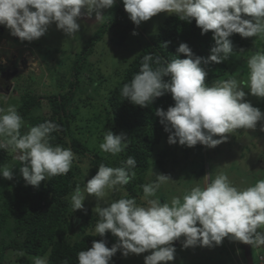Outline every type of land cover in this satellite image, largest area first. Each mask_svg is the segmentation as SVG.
<instances>
[{
  "label": "clouds",
  "instance_id": "1",
  "mask_svg": "<svg viewBox=\"0 0 264 264\" xmlns=\"http://www.w3.org/2000/svg\"><path fill=\"white\" fill-rule=\"evenodd\" d=\"M122 3L136 26L167 13L180 21L195 20L202 35L213 34L209 56L195 55L187 43L179 44L177 54L167 62L146 54L139 72L122 87L121 95L126 100L144 108L171 94L174 106L166 111L155 110L170 145L178 143L192 148L199 144L214 149L227 142L228 134L240 129L255 130L258 122L264 120V113L247 100L248 95L264 99V51H256L247 59V80L219 79L211 86L205 82L207 65L223 64L235 53L230 39L234 34L242 38L264 34V0H122ZM115 4L116 0H0V25L21 42H32L43 37L55 23L71 40L80 31L81 24L77 21L83 15L91 18L94 14L99 22L104 18L103 10ZM82 9L86 11L82 13ZM181 54L187 58L181 59ZM23 126V118L14 106L0 107V150L15 154L26 184L38 188L50 177L67 174L75 154L70 147L50 143L51 134L59 130V125L46 120L28 126L22 134ZM129 142L126 134L108 130L104 131L99 148L116 156ZM136 165L132 156L120 167L101 163L96 175L71 194L74 212L85 210L87 197L96 198L95 234L104 237L110 232L117 238L111 248L105 240H93L90 248L77 254L78 264H110L118 252L124 258L150 253L144 256V264H169L175 261L174 242L181 237L185 238L183 249L213 248L222 245L225 238L254 248L264 246V231L260 230L264 229V179L240 188L224 172L214 178L209 173L202 179L203 186L197 183L182 197L174 196L162 203L152 197L163 185L174 181L152 169L150 175L155 179L140 186L144 204L126 195L111 202L105 200L107 191H120L131 182ZM13 169L0 165V177L12 180ZM32 261L49 264L48 255L32 257Z\"/></svg>",
  "mask_w": 264,
  "mask_h": 264
},
{
  "label": "rangeland",
  "instance_id": "2",
  "mask_svg": "<svg viewBox=\"0 0 264 264\" xmlns=\"http://www.w3.org/2000/svg\"><path fill=\"white\" fill-rule=\"evenodd\" d=\"M117 4L122 6L121 9L126 13V21L134 26L126 43L116 44L112 41V32H107L102 40L92 47L84 62L79 61V55L104 26L106 16L113 8L103 10L104 18L99 22L96 21L94 14L91 18L83 15L77 21L81 24L80 31L75 34L77 37L71 40L63 31L57 29L55 23L49 26L43 37L32 42H21L18 37L11 36L5 26L0 25V107L14 106L18 110L22 104L21 96L26 90L43 97L58 94L62 91L61 86L65 89L70 88V81H74V74L77 73L80 90H77L73 105L77 106L78 110L76 112L72 109L70 113L74 137L82 141L91 152L105 158L109 167H115L114 161L120 160L123 152L113 156L100 150L99 144L103 142L104 131L111 130L114 134L124 133L130 140L142 142L148 149L150 148V168L143 174L136 173L134 179L144 178L145 184L151 183L155 179L150 175L153 169L154 173L168 175L174 181L163 185L155 197H152L153 199H160L163 203L165 200L170 201L174 196L182 197L197 183L203 186L202 179L209 173H213L212 178H214L219 172H224L234 185L240 188L264 179V131H261V128H264V120L258 122L255 130H237L228 134L226 143L214 149L205 147L203 150L180 146L178 143L170 145L168 133L164 129L144 130L140 132L141 138L131 132L113 130L107 112L110 92L120 82L129 64L155 38L163 21L170 16L167 13H160L136 26L124 10L122 0H116L115 5ZM85 11L82 9V13ZM133 32L138 35H133ZM244 39L247 42L252 40L257 51H264V34ZM254 52L256 51L247 49L235 58L233 56L232 59L234 58L237 65L230 70L233 72L237 70L234 73L228 72L227 77L222 79L227 80L230 76V79L235 78L238 81L247 80L248 74L241 76V73L246 69L247 59ZM239 60L240 64H238ZM212 83L208 85L211 86ZM247 100L264 113V99L248 95ZM41 112L45 115L51 113L47 99L43 101ZM23 121L22 128L27 131L31 123L25 119ZM158 134L161 139L156 143L154 139ZM8 154L14 159V153L8 151ZM7 166L12 168L11 162ZM94 167L95 165L86 157L82 170L87 180L94 176L92 173ZM122 192V189L116 192L107 191L104 199L111 202L121 196ZM142 196L143 192L137 196L139 204H144L141 200ZM91 203L97 204V200L89 196L84 206H92ZM260 230L264 231V229ZM184 239L181 237L174 242L177 249L175 261L169 264H228L230 257L233 259L239 257L241 260L239 264H247L244 249L240 247L241 243L238 241L225 238L222 245L213 248L196 246L183 249ZM229 243L231 244L228 245ZM223 245H228L229 249L223 250ZM252 253L256 264H264L259 261V256H264V246L252 247ZM149 254L129 255L124 258L122 264H144V256Z\"/></svg>",
  "mask_w": 264,
  "mask_h": 264
},
{
  "label": "trees",
  "instance_id": "3",
  "mask_svg": "<svg viewBox=\"0 0 264 264\" xmlns=\"http://www.w3.org/2000/svg\"><path fill=\"white\" fill-rule=\"evenodd\" d=\"M121 8L122 6L117 4L107 14L104 26L98 30L79 55L80 62L86 60L92 47L100 42L107 32H112V41L116 44L124 45L126 43L134 26L126 21V13ZM127 24L128 26H126ZM212 35L211 32L202 35L195 20L188 23L180 21L174 15L168 16L161 24L155 38L129 64L120 82L110 92L107 112L111 118L113 130L131 132L141 138L140 132L144 130L164 129L160 118L155 115V110L163 108L166 111L168 107L174 106L175 102L171 94L155 99L152 104L144 108L126 100L121 95L122 87L124 84L130 83L134 74L139 72L144 55L152 54L154 57H159L162 62H167L177 54L179 44L187 43L195 55L207 57L210 55V48L214 45ZM230 39L233 42L235 53L223 64L213 63L206 66L208 72L206 84L226 78L228 72H236L237 69L234 72L230 69L237 65L233 59L242 53L241 50L243 52L247 49L257 51L252 40L247 42L238 34H234ZM165 43H168L167 48L164 47ZM180 58L187 57L181 54ZM240 63L239 60L238 64ZM153 67L156 65L153 64ZM246 71H248L247 66L245 70H242L241 76L248 74ZM229 77L228 79H230ZM78 83H80L79 77L75 73L74 81H70V88L65 89L61 86L62 91L58 94L43 97L26 90L21 96L22 104L17 111L23 120L29 121L31 126H36L46 120L55 122L59 125V130L51 134L53 139L50 143L62 145L65 148L70 147L76 159L67 174L50 177L42 181L36 188L26 184L19 171L22 166L19 164L20 162L18 160L15 162L8 151L0 150V165L7 166L11 162L12 168H14L12 180L0 177V264H33L32 257L45 255H48L49 264H78L77 254L90 248L93 240H105L109 248L116 243L117 238L110 232L106 233L104 237L95 234L94 228L98 215L94 213L93 209L96 207V203H91L92 206H84L85 210L77 212L71 208V194L78 185L83 188L87 183V176L82 170L86 157L95 165L92 169L94 176L101 163L108 166L105 158L91 152L72 133L70 121L72 115L70 113L72 109H75L76 112L78 110V107L73 105L77 90H80ZM45 99L51 108L49 115L41 112ZM21 132H25L24 128L21 129ZM155 138V142L158 143L161 139L160 134ZM193 148L203 150L205 146L198 144ZM120 156V160L113 163L115 167L122 166V162L126 161L129 156L136 159L137 165L133 169L135 173L143 174L151 166L150 148L148 149L142 142L134 139L130 140L128 147ZM143 184H145L144 178L137 180L133 178L128 185L123 186V192L117 199L126 195L127 198L137 200V196L143 192L140 187ZM228 245H223V250L229 249ZM240 247L243 249L242 243ZM17 252H23L24 255H15ZM234 259L230 257L227 263H234L236 261ZM123 261L124 257L118 252L110 264H122Z\"/></svg>",
  "mask_w": 264,
  "mask_h": 264
},
{
  "label": "water",
  "instance_id": "4",
  "mask_svg": "<svg viewBox=\"0 0 264 264\" xmlns=\"http://www.w3.org/2000/svg\"><path fill=\"white\" fill-rule=\"evenodd\" d=\"M243 249H244V253H245V260L247 264H256L254 257H253V253H252V247L250 245H246L243 244Z\"/></svg>",
  "mask_w": 264,
  "mask_h": 264
},
{
  "label": "built area",
  "instance_id": "5",
  "mask_svg": "<svg viewBox=\"0 0 264 264\" xmlns=\"http://www.w3.org/2000/svg\"><path fill=\"white\" fill-rule=\"evenodd\" d=\"M240 258L238 257L237 259H236V261H235V264H239L240 263ZM259 261L261 262V263H264V256H259Z\"/></svg>",
  "mask_w": 264,
  "mask_h": 264
}]
</instances>
